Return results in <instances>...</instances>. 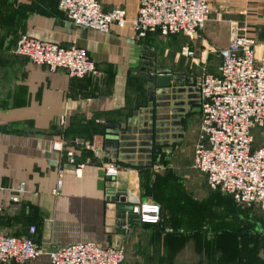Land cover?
I'll return each instance as SVG.
<instances>
[{
    "label": "crops",
    "instance_id": "0c3cea01",
    "mask_svg": "<svg viewBox=\"0 0 264 264\" xmlns=\"http://www.w3.org/2000/svg\"><path fill=\"white\" fill-rule=\"evenodd\" d=\"M98 1L105 12L123 7L130 20L139 4V0ZM208 1L210 18L222 21L227 39H217L214 28L197 37L202 46L225 48L230 23L246 25L257 48L264 45V0ZM57 3L0 0V234L30 237L28 230L34 226V240L43 251L87 241L116 246L125 238L117 232L121 210L117 203L108 204L104 190L98 188L104 180V153L113 154L121 165L118 186L136 193L135 166L148 161V135L139 127L143 124L139 118L148 114L142 112L141 99L150 94V71L156 78L169 70L174 76L181 68L178 49L174 50L180 44L167 43L158 33L139 39L130 22L124 29L113 26L106 34L78 27ZM21 35L85 49L97 75L74 79L64 70L51 72L16 56L13 48ZM73 139L87 143L96 139L103 148L96 154L75 152V163L83 166L79 176L64 154L48 150L53 142L71 144ZM57 163L63 170V185L54 195ZM21 184L24 191L17 192ZM26 264L50 263L42 254Z\"/></svg>",
    "mask_w": 264,
    "mask_h": 264
},
{
    "label": "built area",
    "instance_id": "2783aa9c",
    "mask_svg": "<svg viewBox=\"0 0 264 264\" xmlns=\"http://www.w3.org/2000/svg\"><path fill=\"white\" fill-rule=\"evenodd\" d=\"M58 9L75 26L104 34L109 33L113 26L124 29L130 22L139 39L159 32L162 36L182 34L194 41L211 15L208 0H139L136 16L131 20L123 7L116 6L105 12L98 0H58ZM218 53L221 59L218 74H203L195 82V102L201 121L194 143L192 166L206 176L209 189L230 196L242 207L257 206L264 211V141L253 149L252 134L253 129L264 127V45L257 48L246 25L230 23L228 44ZM13 54L27 58L35 65L45 66L51 72L64 70L74 79L98 73L88 52L74 45L63 47L21 35ZM194 54L188 47L182 49L185 57H193ZM192 61L197 64L196 59ZM200 61H205L202 56ZM165 75L170 77L172 87L170 73ZM149 76L154 77V73L150 71ZM64 124L65 117L62 116L59 125L63 127ZM74 148L94 154L103 150L96 139L88 143L73 139L70 148L62 140L53 142L49 152L64 154L67 162L75 166L77 176L83 166L75 163ZM104 154L103 175L104 180L108 179L105 181V200L122 208L125 205L118 202L120 196L116 194L120 189L116 180L121 165L113 154L106 150ZM59 164L58 179L52 191L54 195L63 185V170ZM23 191L24 184H21L17 192ZM125 193V204L131 208L128 213L137 215V222H159L158 203L150 199L141 201L136 193L131 194L127 190ZM111 197L115 198L114 202L108 200ZM2 212L0 204V216ZM125 228L128 230V226ZM28 232L32 236L35 227L31 226ZM42 254L47 255L50 264H122L124 261L122 243L105 247L87 241L43 251L32 237L0 234V264H26Z\"/></svg>",
    "mask_w": 264,
    "mask_h": 264
},
{
    "label": "rangeland",
    "instance_id": "374dc122",
    "mask_svg": "<svg viewBox=\"0 0 264 264\" xmlns=\"http://www.w3.org/2000/svg\"><path fill=\"white\" fill-rule=\"evenodd\" d=\"M1 10L2 5H0ZM221 22L212 21L210 18L198 37H202L206 31L215 28L217 39L221 41L227 39V28L220 24ZM166 38L167 43L175 46L181 43L184 46L188 44L190 47H195L191 48L195 49V54L193 57H185L180 54L182 48H174V50L178 49L177 58H181L183 65L180 72L176 74L178 76H171L173 84L169 93L165 95L154 94L152 100H149V94L147 105L142 107L144 109L142 112L148 114L146 118H139V122L143 123L139 127H142L148 135L147 146L145 147L148 152V161L138 165L151 162L153 146H162L168 151L169 148L164 146L170 141L183 140L173 162L177 167V172L180 175H186L188 192L192 196L190 195V198L182 201L178 191L156 189L157 185L152 184L150 195L143 201L150 199L158 202L162 206L161 222H164L162 225L169 227L160 225L157 229H153L144 226L131 231L130 235L125 237L126 239H121L125 249V259L122 264H167L169 261L174 262L172 264H180L184 259L202 262V264H244L242 259L236 263V255L245 253L250 244H253L252 249L256 246L255 250L262 255V251L264 253V234L258 236L250 233H238L235 235L221 232L223 231L222 228L226 227L227 218L224 216L222 208L216 203L204 200L206 195L204 177L191 167L192 143L200 121L199 111L194 100L196 98L195 81L198 79V75L203 73L214 74L218 72V50L220 48H209L205 43L202 46L199 38L194 42L181 35ZM203 52L206 56L204 63L200 61ZM193 59L197 60V64L192 61ZM187 75L192 76L186 77ZM155 109L156 113H154ZM143 139L146 137H142ZM263 139L264 129L256 132V145L261 144ZM136 170L138 175L136 194L139 197V193L141 194L143 189V178L141 179V172ZM160 170L163 171V168ZM157 171L158 169L155 172ZM255 209L254 207L250 208V210ZM257 216L264 223V213L258 212ZM165 230L172 233L178 232V234L173 233L177 240L164 233ZM259 231L264 230L260 229ZM242 237L255 238L258 242L254 244L253 240L246 238L240 240ZM243 244L244 246H242ZM240 245L243 251L238 250ZM197 256H199L198 259Z\"/></svg>",
    "mask_w": 264,
    "mask_h": 264
},
{
    "label": "trees",
    "instance_id": "16d2710c",
    "mask_svg": "<svg viewBox=\"0 0 264 264\" xmlns=\"http://www.w3.org/2000/svg\"><path fill=\"white\" fill-rule=\"evenodd\" d=\"M57 8H58V3H57ZM59 10V9H58ZM60 11V10H59ZM158 33L159 36H161L162 38H166V37H174V36H184L187 40H189L185 35L182 34H177V35H169V36H162L159 32H155ZM18 40V39H17ZM190 41V40H189ZM192 42V41H191ZM16 44V43H15ZM184 47H189L188 44H184L181 45L180 43V48H184ZM195 48V47H192ZM191 49V48H190ZM193 50V49H191ZM195 53V49L193 50ZM179 52V51H178ZM182 54V53H180ZM218 58H219V67H220V63H221V59L218 53ZM183 64L181 63V66ZM171 70H169L168 73H170V75H172ZM175 72V71H174ZM177 72H180V68L177 70ZM177 72H175V74H178ZM174 74V75H175ZM205 74V73H203ZM198 75V79L203 75ZM206 74H210V73H206ZM218 74L214 73V75ZM191 77L192 75H187L186 77ZM197 79V80H198ZM154 77H150L148 78V81H150V86H149V93L150 90L152 88V86H154ZM196 80V81H197ZM195 81V82H196ZM144 82V81H143ZM147 93V91H146ZM145 94V91H144ZM148 96H146V94L144 95L143 99L141 100H145L143 103H145L147 105L148 103ZM197 106V105H196ZM199 111V110H198ZM199 115H200V121H201V114L199 111ZM199 121V124H200ZM199 124H198V128H199ZM198 128H197V132H196V136L195 139L192 143V164H193V148H194V143L196 141L197 138V133H198ZM264 129V127H257L255 129L252 130V134L254 137V144H253V149L258 148L264 141H262L261 144L256 145L255 142V134L257 131H260ZM106 133V132H104ZM183 142V140H178V141H170V143L166 144V146L164 147H168L169 150L167 151L166 148H163L162 146L159 147H155L153 146V150L151 153V162H149L148 164L145 165H138L136 166V169H138L139 172H141V179L142 183H143V189L141 191V194L139 193V199L141 201H143L144 198H147L152 190L151 186L152 184L157 185V188H161V189H165V190H174V191H178L182 201L184 199H188L192 196V194H190L188 192V181L186 180V175L181 174L177 172L175 167V163L173 162V159L175 158L176 154L179 152V147L181 145V143ZM71 144H67V148H70ZM163 148V149H161ZM79 151L80 153L85 152L84 150H80V149H76L74 148V158H75V152ZM76 160V159H75ZM192 169L197 172L198 174L202 175L204 177L205 180V184H206V195L204 196V200H210L213 201L214 203L217 204V206L222 208V212L224 214V216H226L227 218V223H226V227H223V231L224 233H230V234H235L237 235L238 233H250V234H256L258 236L264 234L262 232H260L259 230L262 229L264 230V223L261 220L260 217L257 216L258 212H263V210H261L259 207L254 206V208H256L255 210H250V208H245L242 207L238 204H236L233 199L230 196L227 195H223L220 191H213L211 189H209L208 185H207V180H206V176L200 172H198L197 170H195L193 168V166H191ZM163 168V171H161L160 169ZM156 169H158L157 172ZM159 177V178H157ZM152 179V180H151ZM157 179V180H156ZM187 182V183H186ZM141 183V185H142ZM192 188V187H191ZM191 195V196H190ZM179 197V198H180ZM158 203V202H157ZM159 204V203H158ZM160 206V217H159V222H157L156 224H142L139 222H134L132 225L128 226V233L125 235V237H127L128 235H130L131 231L141 228V227H148V228H153V229H157V227L161 226H167V225H162L163 223L161 222V213H162V206L159 204ZM238 224V225H237ZM169 227V226H167ZM171 228V227H170ZM36 230V228H35ZM163 232V231H162ZM167 235H170L171 237L175 238V240H177L176 235H174L173 233L178 234V232H167L165 230V232ZM34 235V234H33ZM32 237V239L34 240V237ZM242 235V234H240ZM225 238V237H223ZM246 239H251L253 240L254 244H257L258 240H256L255 238H247ZM244 237H242L240 240L245 239ZM126 239V238H124ZM35 241V240H34ZM229 241H232L231 239H229ZM123 246V243H122ZM244 246V244L242 245ZM240 245V248L238 249L239 251H243V248ZM253 244L248 245V248L245 250V253H240L238 255H236V263H239V259L243 260L244 264H264V253L262 251V255H260V252H258L257 250H255L256 246H254V248L252 249ZM124 248V246H123ZM199 258V256H197V259ZM124 259H125V249H124ZM248 260V261H247ZM247 261V263H245ZM172 264L174 262L169 261L167 262V264ZM176 264V263H175ZM180 264H202V262H198V261H189L188 259H184V261H182Z\"/></svg>",
    "mask_w": 264,
    "mask_h": 264
},
{
    "label": "water",
    "instance_id": "95a60500",
    "mask_svg": "<svg viewBox=\"0 0 264 264\" xmlns=\"http://www.w3.org/2000/svg\"><path fill=\"white\" fill-rule=\"evenodd\" d=\"M159 75L155 78L154 80V86H152L150 90V99L152 100V97L154 94L157 95H165L169 93V90L171 88V79L169 76H166V72H160L158 73ZM108 179L102 180L98 182V188L101 190H105V181ZM112 192L115 190H111ZM125 189H117L116 194L120 196L118 202H120L122 205H125L124 207L121 208V214H118V218L121 219L120 221L117 222V232L120 233L121 235H126L128 230H126V226L132 225L134 222H137L138 216L130 214L128 212L131 211V208L125 204ZM225 195V194H223ZM110 202H114L115 198L111 197L108 199ZM120 210V208H119Z\"/></svg>",
    "mask_w": 264,
    "mask_h": 264
},
{
    "label": "bare ground",
    "instance_id": "6f19581e",
    "mask_svg": "<svg viewBox=\"0 0 264 264\" xmlns=\"http://www.w3.org/2000/svg\"><path fill=\"white\" fill-rule=\"evenodd\" d=\"M205 53L202 54V60L204 59L205 60Z\"/></svg>",
    "mask_w": 264,
    "mask_h": 264
}]
</instances>
